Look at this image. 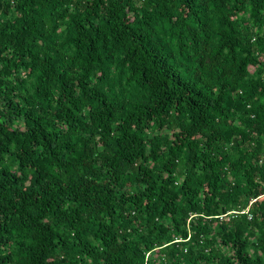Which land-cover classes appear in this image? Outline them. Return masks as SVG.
<instances>
[{"label":"trees","instance_id":"obj_1","mask_svg":"<svg viewBox=\"0 0 264 264\" xmlns=\"http://www.w3.org/2000/svg\"><path fill=\"white\" fill-rule=\"evenodd\" d=\"M0 264H264V0H0Z\"/></svg>","mask_w":264,"mask_h":264}]
</instances>
